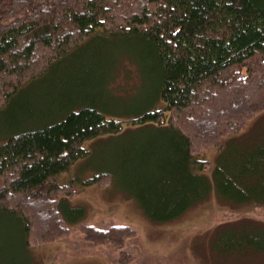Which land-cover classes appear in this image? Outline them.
Masks as SVG:
<instances>
[{"label": "trees", "instance_id": "16d2710c", "mask_svg": "<svg viewBox=\"0 0 264 264\" xmlns=\"http://www.w3.org/2000/svg\"><path fill=\"white\" fill-rule=\"evenodd\" d=\"M120 65L135 78L126 92L112 83ZM138 75L149 82L139 87ZM60 77L68 79L59 88L66 106H48ZM19 99L23 107L12 113ZM9 111L10 126L23 123L6 132L0 126V219L17 222L27 248L35 234L49 240L68 231L64 215L74 218L58 197L79 189L57 178L90 156L86 143L104 138L141 142L93 165L83 186L116 176L152 219L175 218L212 190L211 177L195 169L198 156L213 147L225 152L226 139L233 143L264 112V0H0V114ZM250 160L216 167L234 212L264 207V151ZM39 200L45 209L37 217L50 215L40 228L28 205ZM230 223L236 245L224 251H264L263 221ZM83 230L116 247L139 237L126 224Z\"/></svg>", "mask_w": 264, "mask_h": 264}, {"label": "rangeland", "instance_id": "374dc122", "mask_svg": "<svg viewBox=\"0 0 264 264\" xmlns=\"http://www.w3.org/2000/svg\"><path fill=\"white\" fill-rule=\"evenodd\" d=\"M129 66L132 69L130 63ZM126 70H128L127 66L120 65V69L116 71L115 80H112L115 88L122 92H126L135 82L133 75L129 76L130 70L128 74ZM62 79L60 77L52 81L57 84L58 88L49 91L50 95L46 94L45 100L36 91L30 94L33 98L39 96L38 100L42 102L43 99L48 106L65 107L66 103L60 100L62 95H60L59 88L68 79L65 81ZM138 80L139 87L149 82L147 78L145 81L142 75L141 79L138 75ZM138 97L139 94H136L130 99L134 101ZM23 103L24 101L19 99L10 111L13 113L17 109L21 110ZM32 104L34 106L32 109L36 110L35 104L37 103L33 101ZM10 111L7 114H0V126L2 123L5 125L1 128L4 132L21 122L19 119L18 123H13V127L10 126L8 124V119L12 114ZM33 115L35 114L30 113L27 117ZM206 115L211 117L208 112ZM134 129L137 133V128ZM233 138L235 140L231 144L226 139L225 152L221 153L218 147H213L198 156L203 162L201 164L195 161V169L211 177L212 190L203 200H199L179 216L167 221L152 219L140 201L120 185L119 178L116 176H114L113 183H110V180H104L103 183L98 184L87 186L82 184V181L92 174L90 170L93 165L100 166L103 165V161H113V152H121L123 147L133 148L141 142L140 138H131L126 144L122 141L108 142L107 138L95 144L86 143L92 152L90 156L79 163L77 161L69 171L57 178L58 183L72 182L75 184L73 186L79 189L69 198L62 196L64 200L61 196L58 197L63 213L74 218L72 220L63 214L69 226L66 227L68 231L60 236L59 234L56 237L52 235L51 238L48 237L49 240H44L35 234L31 238V245L27 248L23 243L17 222L2 218L0 219V264H156L154 262L158 264H264V251H224L227 246L235 247L236 245L235 232L237 231L235 230L237 227H233L235 223L230 222L242 216H251L264 222V207L255 208L249 204H243L238 207L247 209L249 212L230 210L233 203L219 189L222 176L218 180V185L216 180V167L220 161L228 162L231 166L244 161L250 163L251 157H256L264 151V112L250 120L246 129L237 133ZM3 140L4 136L0 133V144ZM237 148L242 155H238ZM224 153L226 155H223ZM204 159L210 161L209 164L204 162ZM115 163L116 165L113 162L111 164L118 169L117 162ZM200 164L208 166V169H201ZM226 174L224 173L225 177L228 175ZM226 187L230 189L229 186ZM30 203L28 205H31L30 208L33 210L31 212L34 214V225L40 228L46 221L48 222L50 215L46 211L45 220L43 217H37L41 216V210V213L44 211V205L41 200ZM80 208H82V213L78 215ZM116 224H126L135 228L138 232V239L137 237H126L122 246L116 247L110 240L97 242L88 239L83 230L85 225L107 229ZM128 257L134 258L127 262Z\"/></svg>", "mask_w": 264, "mask_h": 264}]
</instances>
